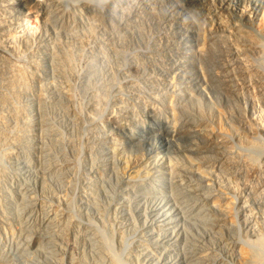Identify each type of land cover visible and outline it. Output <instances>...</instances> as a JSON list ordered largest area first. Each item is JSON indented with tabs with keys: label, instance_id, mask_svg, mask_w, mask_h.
<instances>
[{
	"label": "bare ground",
	"instance_id": "1",
	"mask_svg": "<svg viewBox=\"0 0 264 264\" xmlns=\"http://www.w3.org/2000/svg\"><path fill=\"white\" fill-rule=\"evenodd\" d=\"M20 1L34 9L29 12L33 17L31 23L41 24L45 34L32 40L29 34L22 33L19 30L22 25L11 12L13 2L0 0V233L17 236L18 250L24 258H27L24 244L35 241L49 264L60 263L63 240L67 236L75 240L80 238L82 251L85 247L80 258L71 259V264H124L123 259L131 256L133 248L138 255L148 253V244L155 248L169 247V254H172L179 251V247L174 246L177 239L170 231L165 236L159 232L161 228H168L165 223L169 222V217L164 215V219L159 220L155 212L146 211L145 214L142 208L143 203L162 193L176 203L188 219L183 240L189 251H182L180 256L184 264H211L202 244L203 232H207L208 226L228 232L235 247L241 251L244 264H264L261 227L252 221L247 223L245 238L233 217H224L220 212L230 200L225 194L223 196V191L235 192L232 186L235 177L252 173L264 183V47L259 40L234 25L229 32L211 33L203 41L206 44L203 43L200 62L209 75L216 103L225 117L224 130L213 131V106L217 104L205 101L201 92L200 97L188 94L174 106L179 132L199 131L207 144L217 148L219 155L216 158H204L197 169L165 164L158 159L149 164L129 163L126 159L124 163L129 164L132 172L123 191L114 186L109 175L106 177L104 169L103 172L97 169L95 172L103 173L99 184L91 185L89 193L86 188H83L86 192L81 189L80 203H85L86 208L82 212L74 200L80 185L77 174L81 171L82 149L73 142L74 138L73 141L65 138L62 128L66 122L67 126L74 122L82 127V121L97 122L105 115L108 122L128 129L125 128L130 118L128 109L118 106V111L108 109L106 112L100 109L99 103L103 99L108 101L106 99L116 86V75L109 71L113 60L120 65L119 73L123 75L139 69L127 50L128 45L124 44L123 49L120 45L121 49L114 51L105 46L110 38L105 42L106 38L96 41L94 37L91 40L96 43L92 45L87 36L90 33L93 37L97 29H123L132 36L129 41L133 38L139 48H148L150 44L144 41L147 37L143 38L142 32L144 23L134 4L133 12L125 15L117 12L119 4L130 0ZM243 15L253 18L247 11ZM85 21L92 25H84ZM87 57L84 74L77 79L78 72L73 73V66L78 59ZM125 68L127 72H124ZM136 90L142 92L140 88ZM76 92L88 98L85 116L77 112L80 107L79 110L75 108L77 111L72 109V97ZM160 99H153L151 109L162 114ZM35 108L39 113L37 124L33 116ZM104 142L96 145L94 163L102 159L100 155L106 148ZM89 153L93 155V149L89 148ZM209 177L212 182L207 181ZM214 183L218 191L211 187ZM110 201L120 205L130 224L115 235L105 216ZM255 204L264 212V197L256 199ZM248 209L243 207L247 213ZM37 214L47 228L45 232L35 231ZM148 217L152 222L142 229L148 223ZM92 219L99 224L95 226ZM105 231H112V237H117L119 251L115 250L113 240L105 235ZM172 247L176 249L172 251ZM0 256L2 262L4 259ZM166 264L175 263L167 259Z\"/></svg>",
	"mask_w": 264,
	"mask_h": 264
},
{
	"label": "rangeland",
	"instance_id": "2",
	"mask_svg": "<svg viewBox=\"0 0 264 264\" xmlns=\"http://www.w3.org/2000/svg\"><path fill=\"white\" fill-rule=\"evenodd\" d=\"M14 1L17 2V4H15ZM137 1L138 0H130L128 3L119 4L117 6V12L122 15L133 12L132 4H134L138 15L142 18L144 23L142 32L143 38H148L144 39L147 44H150L148 48H139L138 42L135 41L136 43H134L135 39L133 40V38L131 39L132 42L129 41L132 36L130 37V34L123 29H120L121 31L119 29L115 31H99V29H97V33L94 31L95 35L94 33L92 34L93 37L90 33H88L89 35L87 36L92 45H94L96 41L105 38L107 40L105 39L104 41L107 42L108 38H110L105 46L114 51H116V48L117 51L120 50V45L122 49L124 48V44L128 45L127 50H130L131 56L138 65L139 69L137 72L131 70L127 72L128 69L125 71V68L124 72L127 73L123 75V73H119L118 67L120 65L116 63V60L112 59L113 61L109 71L116 75V86L109 96V99H106L108 101L104 99L102 101V96L101 98L99 97L102 101H100L99 107L103 111L107 112L108 109L118 111V106L126 110L128 109L130 118L128 120V126L125 127L128 129H123L119 124L108 122L105 115H102L97 122L82 121L81 126L83 125V128L75 125L74 122H71L72 125L70 123L68 126L66 122L65 126L62 128V133H65V138L71 141L75 140L73 142L82 149V155L80 157L81 171L80 174H77L80 185H78L76 191L75 197L77 198L74 197L76 204H78L77 208L82 212H85L86 208L85 203H80L81 191L84 190L86 192V190L90 189L91 185L97 183L98 180L100 182V174L103 173L99 172H103V169L106 172V177L109 175V180L114 182V186H117L123 191L126 184L125 182H127L126 180L129 179L130 173L132 172L131 168L128 166L129 164L124 163L126 161L129 163L137 162L149 164L158 159V161L165 164L172 163L182 167L197 169V167L201 165L200 161L204 160V158H216L219 155L217 152L218 150L216 151L217 148H213V145L207 144L205 137L199 134V131L192 129L189 130L191 132H179V120L174 106L182 102V98H187L189 96L188 94L200 97L199 92L202 93V97L205 101L213 102L214 105L217 104L214 86L209 80V75L205 67L200 62V53H203L201 50L204 48V44H206V42L203 41L207 38V35L211 33L229 32L232 29L231 27L236 25L253 34L264 47V0ZM11 2L14 4L11 9L12 15L15 16L17 21L22 25L19 30L26 35L29 34L28 36L32 40L41 38L42 35L45 34L42 25L36 23L32 25L31 22L33 17L31 16L32 14L29 15V12H33L34 9H31L30 6L28 7L25 2L20 0H11ZM244 11H247L249 16L253 17L251 19L254 21L246 18L243 15ZM31 25H35V28H31ZM40 25L41 27L38 28ZM84 25L90 26L92 24L86 23L85 21ZM144 33L148 36H145ZM125 36H127L128 40ZM125 38L127 41L124 40ZM91 39L96 41L94 42V40ZM86 59L88 60L89 57L84 58V60L83 58H80V60L78 59L76 62L77 64L75 63L76 66H73V73L76 75L78 72L75 76L77 79L79 75L84 74L87 66ZM115 64H118V66ZM129 78L131 81L128 80ZM138 88L142 89V92H138L136 90ZM85 97L86 96L82 93L77 92L72 97V101L75 103L72 102V106L74 107H72V109L76 110L75 108H77V110H79L80 107L81 112H79L80 110L76 111L81 116H85L86 114V102H88V98ZM154 98H161L160 101L162 105L159 107L163 115L160 114L159 111H152L151 106ZM81 107L84 108L81 109ZM213 107L215 121L212 123L214 125V127L212 125V129L218 133L224 130L222 127H225V117L221 113L218 104ZM35 110L33 111V116L37 124L39 113L37 108H35ZM69 128L72 130L70 131ZM76 129L79 130V132ZM80 135L83 136L81 137ZM95 139H97V141ZM106 139L109 140V143H107ZM104 140L106 148L102 151H105L102 153L103 155H100L102 156L100 159H102L94 163L93 160L96 154L95 152L98 149L97 146H99L100 141ZM208 145L211 148L208 147ZM89 148H91V150L93 149V155L89 153ZM103 160H105L104 163ZM92 165L97 166L92 168ZM97 169L99 172H95ZM77 175L74 176V181H76ZM85 179L86 181H84ZM207 181L212 182V179L209 177ZM232 186L235 192L230 193L228 190L223 191V196L225 194L227 200H230L223 205L220 210L221 215L227 218L233 217L235 225L240 229L241 235L245 238L247 234L246 225L250 221H252L253 224L254 222L257 223L261 227L264 236V212L255 204L256 199L264 197V183L254 177V174L252 175V173H250L249 175L244 174L243 177H235ZM211 187L216 191L219 190L215 183ZM83 188H86V190ZM90 191L88 190L87 192L89 193ZM244 206H246L247 209L249 208L248 213L243 210ZM107 208L109 209H107L108 211L105 216L108 222L111 223L113 231L115 232L114 235L122 231V229L129 227L130 224L119 204L110 201ZM142 208L145 210V214L146 211L148 213L151 211L155 212L159 220L164 219V215L169 217V222L165 223L168 225V228H161L159 232L162 236H165L170 231L175 237V240L177 239V244L175 242L174 246H176V248L179 247L177 248L179 251L169 254V250H171L169 247L155 248L148 244L149 246L146 245V248L147 252L148 250L149 252L145 253V255L149 254L147 255L149 257L138 255L133 248L131 252L133 251L134 254L130 252L131 256H127V260L123 259L124 264H166L167 259L175 264H184L180 256L182 251H189V246H187V243L185 244V240H183L184 232H186L185 229H187L188 226L186 220L188 219L186 215L182 213L181 208L162 193H158L152 199L147 200L142 204ZM135 218L137 219V217ZM95 220L96 219H92L91 222L97 226L99 223ZM35 221V231L37 233L39 231L41 233L45 232L47 228L42 223L40 214L39 216L37 214ZM151 222V218L148 217V223L144 224L142 229H144L145 226H150ZM111 232L105 231L104 233L105 235L108 234L107 237L113 240L115 250L119 251V240H117L116 236L115 238L112 237L113 234ZM203 233L202 236H204V238L202 239V244L204 247L203 250H205L204 254L207 256L209 255L212 261L211 264H244L241 251L235 247L228 232L218 229L215 226H208L207 232ZM1 234L2 233H0V255H2L4 260L0 263L49 264L44 260L40 253L42 250H39L35 241H29L24 244L23 247L25 251H23L26 252L27 257L24 258L18 250L19 240L17 236L12 234ZM202 236L200 238H202ZM79 239L77 238V240H75V238L73 239L71 236L64 238L62 245L63 252L59 264H71L72 258H80L83 251H85V247L82 251L83 248L81 245H83V243ZM183 245L184 248L186 247L185 249ZM175 249L172 247V251ZM151 256L153 257L151 258Z\"/></svg>",
	"mask_w": 264,
	"mask_h": 264
}]
</instances>
